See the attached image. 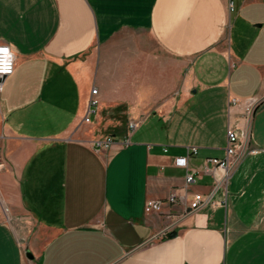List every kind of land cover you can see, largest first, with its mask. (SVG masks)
Listing matches in <instances>:
<instances>
[{
	"label": "crops",
	"instance_id": "crops-1",
	"mask_svg": "<svg viewBox=\"0 0 264 264\" xmlns=\"http://www.w3.org/2000/svg\"><path fill=\"white\" fill-rule=\"evenodd\" d=\"M0 42V264H264V0H0Z\"/></svg>",
	"mask_w": 264,
	"mask_h": 264
},
{
	"label": "built area",
	"instance_id": "built-area-1",
	"mask_svg": "<svg viewBox=\"0 0 264 264\" xmlns=\"http://www.w3.org/2000/svg\"><path fill=\"white\" fill-rule=\"evenodd\" d=\"M0 49H7V54L4 52H0V95L4 88V82L8 76L14 73L16 68V56L11 48V46L7 43L0 42ZM97 93V88L92 90V94ZM233 103L238 101L237 98L233 97L231 99ZM98 108V99L96 97L91 98L90 102V110L96 111ZM254 105L251 104L248 107V112L251 113L253 111ZM86 121H89V117L85 118ZM140 124V120L132 119L129 123V131L130 134L137 129ZM228 143L226 146V155L222 158L219 157H211L207 158L204 161L205 167L202 170H189L186 174V188L191 186L196 182L197 178L202 176V174L207 173L213 176L215 182V189L218 187L227 188L228 182L238 165V163L246 156L247 149L245 146V142L242 141L241 137L242 133L238 131L237 128L233 126H229L228 128ZM2 141V137L0 136V144ZM129 138H126L122 144H128ZM116 144V140L112 137H108L103 141H95L94 145L96 148L101 149H111ZM197 152V147H191L188 151V155L181 156L176 159V164L178 166H184L188 168V160L191 154ZM2 163L0 162V165ZM214 192L209 195H204L202 193H195L193 199L190 203V208L192 211H196L204 207L206 204L210 202ZM180 196L174 192L167 201L169 202H178ZM166 201L161 199H148L145 205L146 212L160 211L162 210L163 205ZM225 204L227 203V199L223 201Z\"/></svg>",
	"mask_w": 264,
	"mask_h": 264
},
{
	"label": "rangeland",
	"instance_id": "rangeland-1",
	"mask_svg": "<svg viewBox=\"0 0 264 264\" xmlns=\"http://www.w3.org/2000/svg\"><path fill=\"white\" fill-rule=\"evenodd\" d=\"M0 215L7 221H10L11 217H13L11 211L2 200L1 195H0Z\"/></svg>",
	"mask_w": 264,
	"mask_h": 264
},
{
	"label": "snow or ice",
	"instance_id": "snow-or-ice-1",
	"mask_svg": "<svg viewBox=\"0 0 264 264\" xmlns=\"http://www.w3.org/2000/svg\"><path fill=\"white\" fill-rule=\"evenodd\" d=\"M7 49H0V52H4L5 54H7ZM0 71H3V69H0Z\"/></svg>",
	"mask_w": 264,
	"mask_h": 264
}]
</instances>
